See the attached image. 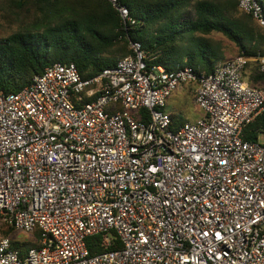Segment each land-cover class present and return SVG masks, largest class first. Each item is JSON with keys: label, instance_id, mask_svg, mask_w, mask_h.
I'll return each mask as SVG.
<instances>
[{"label": "built area", "instance_id": "obj_1", "mask_svg": "<svg viewBox=\"0 0 264 264\" xmlns=\"http://www.w3.org/2000/svg\"><path fill=\"white\" fill-rule=\"evenodd\" d=\"M117 12L129 55L91 78L55 63L17 93L0 91V264H264V141L242 139L264 114V52L212 73L147 64ZM264 28V0H238ZM193 86L202 116L173 129L166 100ZM147 118V122L143 121ZM37 234V235H36ZM119 248L91 255L87 241Z\"/></svg>", "mask_w": 264, "mask_h": 264}, {"label": "trees", "instance_id": "obj_2", "mask_svg": "<svg viewBox=\"0 0 264 264\" xmlns=\"http://www.w3.org/2000/svg\"><path fill=\"white\" fill-rule=\"evenodd\" d=\"M120 2L137 22L128 36L141 44L149 67L168 71L191 67L212 73L226 58L222 43L208 38L212 34L228 40L238 56L252 59L264 52V28L239 10L238 0ZM0 17L10 31L0 37V91L4 93L20 92L55 63H72L83 78H91L130 53L120 18L106 0H0ZM254 66V81L264 83V75ZM252 87L264 90V86ZM170 118L174 130L182 125L177 116ZM259 134L264 135V114L243 129L242 139L258 142ZM13 230L6 226L1 233L8 237ZM99 241L98 236L88 239L91 255L119 248L115 239L104 249ZM30 247L38 246L13 244L21 254Z\"/></svg>", "mask_w": 264, "mask_h": 264}, {"label": "rangeland", "instance_id": "obj_3", "mask_svg": "<svg viewBox=\"0 0 264 264\" xmlns=\"http://www.w3.org/2000/svg\"><path fill=\"white\" fill-rule=\"evenodd\" d=\"M2 24L3 23L0 17V37L1 38L6 37L8 34H10V31L6 30L2 26ZM208 38L214 42L220 41L222 43L226 57L228 53L230 54L235 53L237 50L228 40H226L224 37H222L219 34H212ZM172 69L176 70V68H172ZM193 92H194L193 90L188 89V86H183L177 92L173 93L170 98L166 100V108H165L166 111H171V110H173L174 112L177 111L176 115H177L178 122H181L186 119L191 121L197 114L202 113L200 109L194 104V99H193L194 93ZM262 138L263 136L261 135L260 139ZM4 229H6V225L0 222V239L3 237L1 231ZM8 237L13 239L15 243H18V244L22 242H26L28 244L33 245L32 243L34 242L33 237L19 233V232H15L14 230Z\"/></svg>", "mask_w": 264, "mask_h": 264}, {"label": "crops", "instance_id": "obj_4", "mask_svg": "<svg viewBox=\"0 0 264 264\" xmlns=\"http://www.w3.org/2000/svg\"><path fill=\"white\" fill-rule=\"evenodd\" d=\"M238 53H237V50H236V52L235 53H228L227 54V57L225 58V61H227V60H230V59H233V58H235V57H237L238 55H237ZM229 56V57H228ZM255 69V66H254V63H251V65H249V67L246 69V71H245V74H244V78L246 79V81L247 82H249L252 86H264V83H259V81L257 82H255L254 81V79H255V77L253 76V70ZM193 88V86H191V85H189L188 86V89L189 90H193L194 91V89H192ZM194 93V92H193ZM194 99V98H193ZM170 115H175V116H177L176 114V112H174L173 110H171V111H167ZM202 116V113H199V114H197L191 121L190 120H183V121H181V122H179L180 124H183V123H185V122H193V121H195L196 119H198V118H200ZM263 136V138L262 139H260V136ZM261 140V141H260ZM258 141L259 142H263L264 141V135L263 134H259L258 135Z\"/></svg>", "mask_w": 264, "mask_h": 264}]
</instances>
